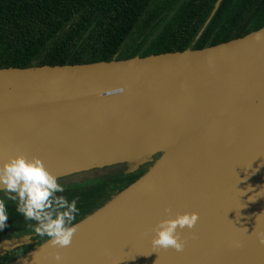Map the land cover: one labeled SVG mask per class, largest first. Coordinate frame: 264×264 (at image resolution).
I'll return each mask as SVG.
<instances>
[{
  "label": "water",
  "instance_id": "95a60500",
  "mask_svg": "<svg viewBox=\"0 0 264 264\" xmlns=\"http://www.w3.org/2000/svg\"><path fill=\"white\" fill-rule=\"evenodd\" d=\"M16 154L58 178L159 157L75 222L71 244L46 239L6 264H52L54 251L63 264H264V26L199 49L0 68V161ZM165 207L198 213L178 229L182 251L150 244Z\"/></svg>",
  "mask_w": 264,
  "mask_h": 264
},
{
  "label": "trees",
  "instance_id": "16d2710c",
  "mask_svg": "<svg viewBox=\"0 0 264 264\" xmlns=\"http://www.w3.org/2000/svg\"><path fill=\"white\" fill-rule=\"evenodd\" d=\"M0 0V68L62 65L128 59L199 49L242 37L264 26V4L254 12L241 0ZM249 15H251L249 17ZM255 19L253 24H250ZM111 174L65 186L79 197L77 222L143 172ZM7 203L9 218L0 237L31 230L34 222Z\"/></svg>",
  "mask_w": 264,
  "mask_h": 264
},
{
  "label": "clouds",
  "instance_id": "9594fccd",
  "mask_svg": "<svg viewBox=\"0 0 264 264\" xmlns=\"http://www.w3.org/2000/svg\"><path fill=\"white\" fill-rule=\"evenodd\" d=\"M64 191L65 186L39 157L27 158L16 154L0 161V193L3 194L0 198V229L6 226L9 218L6 202L10 201L26 221L34 222L30 227L35 236L46 237L54 248L68 246L77 230L74 221L79 214V197L69 199L58 195ZM248 199L255 198L249 196ZM164 212L167 214L165 218L158 220L152 228L150 244L154 249L182 251L185 240L178 229H192L199 218L198 213L185 211L170 214L168 207ZM259 242L264 244V238ZM51 257L52 264H63L59 251H54Z\"/></svg>",
  "mask_w": 264,
  "mask_h": 264
},
{
  "label": "flooded vegetation",
  "instance_id": "af4514ba",
  "mask_svg": "<svg viewBox=\"0 0 264 264\" xmlns=\"http://www.w3.org/2000/svg\"><path fill=\"white\" fill-rule=\"evenodd\" d=\"M263 4H264V0H241L240 6L238 9H241L245 12H254L257 9H261ZM250 16L251 15H249V17ZM261 16L262 17H258L259 21L264 20V14ZM254 22H255V19H252L250 24H253ZM69 184H76V183H63L64 186H68ZM23 235H29L32 243L27 244V245H23V246L18 247V248L0 251V264H6V263L14 260L15 258L19 257L23 253L29 251L34 246L38 245L39 243H41L47 239L46 237L45 238H39V237L34 235L32 230H29V231L23 232V233H14V234L8 235L6 237H0V241L4 240V239H10V238H14V237L23 236Z\"/></svg>",
  "mask_w": 264,
  "mask_h": 264
},
{
  "label": "rangeland",
  "instance_id": "374dc122",
  "mask_svg": "<svg viewBox=\"0 0 264 264\" xmlns=\"http://www.w3.org/2000/svg\"><path fill=\"white\" fill-rule=\"evenodd\" d=\"M159 157V154H156L152 157V161L148 164L142 166L145 170L150 166L156 158ZM129 168L125 163H117L111 165H104L101 167H96L93 169L80 171L77 173H72L66 176H62L58 178V181L63 183H81L86 180H94V179H101L111 176V174H123ZM141 168V167H139ZM3 197V194L0 193V198Z\"/></svg>",
  "mask_w": 264,
  "mask_h": 264
}]
</instances>
